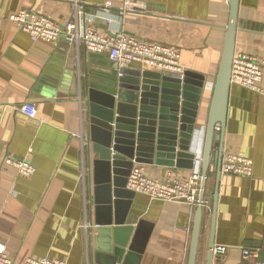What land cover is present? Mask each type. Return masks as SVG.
Returning <instances> with one entry per match:
<instances>
[{
    "label": "crops",
    "instance_id": "crops-1",
    "mask_svg": "<svg viewBox=\"0 0 264 264\" xmlns=\"http://www.w3.org/2000/svg\"><path fill=\"white\" fill-rule=\"evenodd\" d=\"M126 3L136 11H124ZM23 8L62 25L77 12L80 23L108 35L123 31L179 49L189 85L201 89L196 134L183 165L140 164L147 175L160 179L187 178L195 172L206 175L204 196L210 206L203 208L197 264H207L221 144L213 139L204 168L205 125L227 35L228 0H0V243L7 254L15 264L29 257L100 264L97 259L109 260L113 255L109 233L116 220L130 217L136 219L130 240L138 233L136 241L144 252L139 260L129 257L126 264H186L197 207L142 193L132 199L116 196L100 144L91 139L92 106L101 115L111 96L100 90L91 93L89 83L97 80L107 86V76L123 68L107 52H90L82 43L65 38L34 42L10 19ZM238 53L251 54L263 63L264 89V0H240ZM126 69L172 73L140 62ZM153 75L147 77L148 85L161 86ZM26 102L35 103V117L20 110ZM223 148V154L243 152L250 157L253 173L221 174L215 245L228 250L224 256H214L212 264H241L245 248L264 261V94L232 84ZM6 157L30 162L35 172L20 173L5 162ZM115 264H124V259Z\"/></svg>",
    "mask_w": 264,
    "mask_h": 264
},
{
    "label": "water",
    "instance_id": "water-1",
    "mask_svg": "<svg viewBox=\"0 0 264 264\" xmlns=\"http://www.w3.org/2000/svg\"><path fill=\"white\" fill-rule=\"evenodd\" d=\"M228 4L230 9L226 27L227 35L205 125L204 168L210 156L213 139L219 140L221 144L215 167L216 184L212 196L207 264H212L214 259L212 248L215 246L218 193L224 151L223 140L232 86L231 72L235 55L240 0H228ZM112 72V75L107 76V86L98 85L97 80L89 83L91 93L100 90L111 96V101L101 115H98L95 107L92 106L91 139L100 144L99 147L103 151L101 156L106 158L113 176V179L109 181H113V185L116 186L115 195L132 199L136 192L126 187L128 175L135 163L183 165L182 160L187 157L185 151L196 134L195 126L199 115L201 89H194L189 85V73L153 75L146 72H132L126 68ZM129 73L136 77L130 79ZM150 75L159 77L162 82L161 86L148 85L150 80L147 77ZM128 80L132 81L131 84H126ZM123 88H129L131 92L124 91ZM194 90L196 92H191ZM216 130H219L220 134L216 133ZM205 179L206 175L203 177V188ZM203 194L204 191L202 196ZM203 217L204 209L200 205L194 216L186 264H197ZM135 222L136 219L130 217L116 220L112 232L109 233L113 255L109 260L97 259L100 264H115L123 259L126 264L129 257L136 256L138 260L142 257L144 248H140L137 244L138 233L134 239L130 240Z\"/></svg>",
    "mask_w": 264,
    "mask_h": 264
},
{
    "label": "built area",
    "instance_id": "built-area-1",
    "mask_svg": "<svg viewBox=\"0 0 264 264\" xmlns=\"http://www.w3.org/2000/svg\"><path fill=\"white\" fill-rule=\"evenodd\" d=\"M125 10L136 11V7H131L126 3ZM10 19L21 30L29 34L34 42L65 38L72 43H82L87 51L107 52L121 68L129 67L134 62H140L144 66L175 74L182 75L185 70L180 63V52L177 47L143 40L123 31L108 35L98 31L93 25L80 23L77 12L65 25L58 23L46 14L27 8L12 14ZM107 21L110 22V19L107 18ZM262 78L263 63L257 57L247 53L234 55L231 72L232 84L264 94V89L261 86ZM19 108L29 117H35L37 114L35 103L26 102ZM4 160L15 166L24 175H32L35 172V167L26 160H16L11 157H6ZM222 172L245 177L251 176L253 161L243 152H226L222 158ZM127 187L136 193H142L151 199L164 202L184 203L191 208L200 205L203 208L210 206L204 194L202 196L203 177L199 172H195L187 178L169 176L160 179L147 175L144 166L136 163L128 177ZM212 250L214 256H224L228 248L223 245H215ZM256 254V251L252 249H243L241 264H264V261L255 258ZM0 264H15L2 243H0ZM23 264H67V262L59 258L29 257Z\"/></svg>",
    "mask_w": 264,
    "mask_h": 264
}]
</instances>
